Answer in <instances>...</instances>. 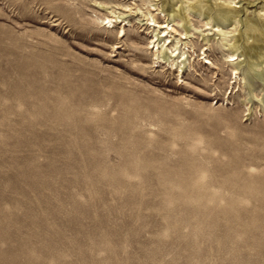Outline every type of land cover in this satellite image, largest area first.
I'll list each match as a JSON object with an SVG mask.
<instances>
[{"label":"rangeland","instance_id":"374dc122","mask_svg":"<svg viewBox=\"0 0 264 264\" xmlns=\"http://www.w3.org/2000/svg\"><path fill=\"white\" fill-rule=\"evenodd\" d=\"M198 1L0 0V264H264V0Z\"/></svg>","mask_w":264,"mask_h":264},{"label":"bare ground","instance_id":"6f19581e","mask_svg":"<svg viewBox=\"0 0 264 264\" xmlns=\"http://www.w3.org/2000/svg\"><path fill=\"white\" fill-rule=\"evenodd\" d=\"M207 2H208V0H207ZM207 2L205 0L198 1L196 4H192L191 7L193 6V8L198 9L200 12L210 11L211 6ZM151 5H154V4H151ZM182 6H184V5H182ZM235 8L231 9V8H224L222 6H218V8L216 10L217 12L215 15L216 20L218 21L219 19L225 18V14L227 12L229 14L237 13L238 10H236ZM127 10L129 11V7L127 8ZM155 10H158V8L148 9L147 12H143L141 8L137 9L138 13L145 16L146 24H147L148 28H153V30H151V31H155V37H153V39L151 40L149 47H151L152 49L153 48L155 49L156 59L160 60V62L161 61L163 62L164 60H166V61L172 63L173 65H175L178 62L181 64H182V62L185 63L186 59L188 58V54L185 50L182 51L181 46L183 43L182 44H180V43L183 39L185 40L188 38L189 27L184 26L185 27L184 31L180 32L182 34V37L179 39H176L175 35L179 34V32H178V29L174 26L173 22L169 19L167 20V22L159 21L156 18V16L153 14V11H155ZM163 10H167V9H163ZM239 12H241V11H239ZM169 15L173 16V17L174 16H181V11H180V9L174 8L173 10L168 12V16ZM208 15H209V13H208ZM237 15H238V13H237ZM106 19H107V23H109L110 26H113V24L115 22L114 19H112V17L111 18L107 17ZM247 21H248V23L246 22V24L249 25L247 31L259 32V33L261 32L262 35L259 37H256V35L254 36L253 34L250 33V37L254 36L255 42L248 44V45H244V47L242 48V51H241V55H244V57H245L244 59L248 60V67L252 70V72H254L255 75H257L258 77L261 78V75L263 74V72H261L259 69H260V66H262L264 63V45L259 44V42L264 40V31L263 30L261 31L260 29L255 27V22H252L249 19ZM218 23H219V21H218ZM207 28H209V27H207ZM151 31H149V32H151ZM157 31H159V32H157ZM214 31L215 32L222 31L220 24H218L217 26H214ZM175 39H176V42L173 43V40H175ZM228 57L229 58L227 61L234 63V60L238 59L239 55H237L236 53H233V54H230ZM206 58H207L205 60L206 63H212L208 59V57H206ZM181 68H182V65H181Z\"/></svg>","mask_w":264,"mask_h":264}]
</instances>
